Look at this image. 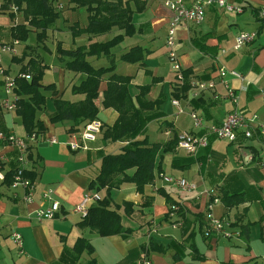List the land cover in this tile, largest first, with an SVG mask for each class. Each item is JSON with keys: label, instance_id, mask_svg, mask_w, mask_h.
<instances>
[{"label": "crops", "instance_id": "1", "mask_svg": "<svg viewBox=\"0 0 264 264\" xmlns=\"http://www.w3.org/2000/svg\"><path fill=\"white\" fill-rule=\"evenodd\" d=\"M141 1L145 3V9L134 16L138 31L131 36V41L122 47L120 55L135 45L148 49L147 66L138 68L137 74L140 77L136 84L152 82L153 76L145 73V68L150 69L160 78L153 84L156 91L151 98L169 99L165 94V90H168L175 115L158 117L153 122L152 131L163 134L160 140L152 139L150 134L146 133L147 130L146 132L144 130L139 138L148 137L150 142L166 143L172 138L174 131L177 134L183 131L202 133L208 126L221 125L228 114L235 110L236 105L226 97L227 86L218 77L217 67L223 65L221 63L223 56L235 51L240 52L245 47L247 56L239 55V59L233 62L236 68L230 70L240 72L246 79L241 80L230 75L226 79L240 96L238 107L248 116L256 113L264 118V46L256 47L251 42L241 49L235 48L237 34L241 31H250L237 29L240 19L233 17L232 14L239 12L224 11L212 6L207 9L205 20L200 25L185 22L178 26L174 50L183 69L190 70L189 78L192 81V88L188 91L187 97L183 98L186 100L185 108L179 98L173 96L175 89L183 83L184 72L181 82H176L174 77L168 82L169 72H173L170 61L173 58L167 45V31L172 11L166 5V0ZM186 1L190 3L193 0ZM228 1L241 6L243 11L240 13H243L246 2L249 1L251 4L250 1L255 3L256 0ZM257 1L264 6V0ZM8 2L9 0H0L2 43L17 40L13 35L16 25L29 24L19 8L14 10L13 6H18ZM58 4L60 7L63 6L60 2ZM260 13L264 16V7H260ZM119 32L121 30L117 28L112 31L113 35ZM19 41L18 45H21V40ZM62 47L77 46L72 44ZM27 50L28 47L23 45L20 52L12 53L13 59H20L21 62V59L29 58ZM245 57L249 59V66L241 70L237 67L240 60ZM94 58L95 56H91L90 61ZM104 65L108 63L95 66ZM153 68H156L157 72ZM80 76L81 74L76 72L70 83L71 88L80 81ZM211 80L216 82L213 89L202 90L196 87L197 82ZM61 87L62 90L57 88V94L45 91L46 104L36 112V120L42 123L44 130L37 132L39 137L31 144L27 154L30 159L28 176L34 181L32 200L25 199L27 191L23 187H12L8 181H0V264H72V259L67 256V249L73 248L80 237L89 239L95 246L93 253L82 254V262L96 258L101 264H142V260L148 257L153 264H264L263 134L258 130L254 131L251 138H245L240 134L238 142L228 141L229 147L221 145L222 139L211 136L209 145L200 149L195 157H191L192 155L186 154L178 147L173 150L175 156L172 157L170 155L172 151L167 153L161 151L157 157L158 166L154 181L145 185L142 191L133 182H123L110 190L97 185L92 187V183L100 174L103 156L120 152L128 142L104 139L102 131L95 141L87 143L88 149H71L69 142L73 140L74 133L83 130L84 126L80 130L72 131L71 120L51 121V115L56 110L54 99L58 94L65 93L64 82ZM106 87L107 81L103 80L98 100L100 106L98 118L101 119L102 113L106 115V121L101 119L104 130L112 126L119 116L114 108L102 106V92ZM2 88L0 131L22 137L29 135L17 109L9 111L2 108V103L7 97L5 85ZM73 96L65 98L72 101L82 98V95L78 94ZM174 99L179 100L183 112H179L173 103ZM192 112L202 117L204 123L202 127L194 126ZM51 137H55L57 142L50 143L48 139ZM230 148L234 151L232 155L228 154L230 164L224 168L232 173V177L226 182V178L220 176L218 167L226 160V153L230 152ZM16 154L17 149L14 146L0 140V156L6 157L9 170L17 165ZM171 158L172 170L177 168L181 171L175 176L197 182L200 192L191 191L185 194L187 191L167 183L162 178L161 174L166 173L163 160ZM48 189L53 190V199L61 203V210L54 218L40 220L36 218L35 212L49 205V201L43 197L44 191ZM206 189H211L213 193L211 195L202 193ZM225 190L244 191L246 198L242 203L232 207H227L221 198L213 205L214 216L230 220V228L240 232L230 238L213 230L206 217L208 202L214 196H222ZM105 198H110L111 207L121 214L123 226L129 229L126 236L122 234L102 236L97 230L84 224L86 216L82 212L74 210L76 206L86 201L89 213L92 205ZM182 206L186 209L185 216L190 219V227L179 212ZM245 225L249 227V235L242 230ZM14 231L22 234L23 252H20L12 238ZM191 231H194V238L188 242V233ZM206 231L210 234L206 235ZM151 239L155 243L154 247H161L162 250L146 249ZM184 243L187 245L186 249L182 258L177 260L174 253L181 252Z\"/></svg>", "mask_w": 264, "mask_h": 264}, {"label": "trees", "instance_id": "2", "mask_svg": "<svg viewBox=\"0 0 264 264\" xmlns=\"http://www.w3.org/2000/svg\"><path fill=\"white\" fill-rule=\"evenodd\" d=\"M70 2L75 7L86 8L89 15V23L86 27L74 25V34L99 35L112 32L114 28L121 30V32L115 34L107 42L73 48L62 46L58 48V53L62 58L68 56L67 69L81 74L80 81L72 86V92L82 95V98L72 101L65 98L63 94H58L54 99L56 110L51 115V121L71 120L73 123L71 130L77 131L89 121L98 118L100 85L103 80H106L107 87L102 92V106L114 108L119 116L112 126L105 129L104 139L128 143L122 147L120 152L108 153L103 156L100 174L91 186L107 187L110 190L123 182H133L142 191L145 185L154 181L158 155L161 151L175 150L179 141L177 133L166 143L150 142L147 137L139 138L149 120L147 111L158 109L164 99L161 97L155 100L148 99L147 94L150 85L140 86V91L133 94L130 89L132 77L116 71L115 53L112 52V47L125 35H132L137 31L134 16L145 9V3L141 0H70ZM8 3L18 6L17 8L24 13L29 21L28 25L21 23L13 29L14 37L19 40L26 38L30 26L39 29L46 28V22L57 15V11L52 6L53 3L51 4L49 0H9ZM251 6L256 19L264 22L260 7ZM102 55L110 59V64L95 66L90 61L91 56L100 57ZM147 55L148 49L146 47L135 45L124 52L121 59L130 62H144ZM37 62L38 59L35 58L30 60L28 66L23 67L20 72L29 73L30 78L17 76L16 79L18 86L16 90L21 96L17 101V112L21 115L28 134L44 130L42 123L36 120V112L46 104L47 95L45 91L58 93L54 83L45 84L42 82V70ZM189 75L190 70H184L183 83H180L175 89L174 97H187L188 91L192 88ZM243 137L245 136L243 135ZM239 138L241 137L239 136ZM131 170L133 171L131 172ZM12 175L13 172L10 171L7 176L9 183L12 181ZM217 197L221 198L227 207L238 205L246 199L244 191L230 192L225 190L222 196ZM126 205L128 206L127 203ZM179 212L185 218L184 222L190 227V219L185 216L186 209L182 206ZM84 224L97 230L102 236L114 234L126 236L129 233V229L123 226L121 214L111 207L110 198H105L92 205ZM242 230L246 235H249L248 225L243 226ZM193 234L194 231L188 233V242L194 238ZM154 244L153 239H151L146 249L162 250L161 247H154ZM186 246L184 243L181 246V252L174 253L175 259L182 258ZM94 251V244L89 239L80 237L73 248L67 249V256L72 259V264H101L96 258L87 262L81 261L84 252L93 253Z\"/></svg>", "mask_w": 264, "mask_h": 264}, {"label": "built area", "instance_id": "3", "mask_svg": "<svg viewBox=\"0 0 264 264\" xmlns=\"http://www.w3.org/2000/svg\"><path fill=\"white\" fill-rule=\"evenodd\" d=\"M166 5L172 11V18L169 23L167 31V45L170 47L171 52L170 56L175 61L174 68L179 72L180 80H183V73L181 71L182 67L178 60V55L174 50L176 43V29L179 25L187 22L194 25H200L205 20L206 12L209 7H217L218 9L224 11H235L242 12L243 8L241 6L235 5L228 0H193L190 3L186 0H166ZM61 6V5H60ZM2 5H0V9ZM14 10L17 7L13 6ZM258 32L255 30L250 31H241L237 34L235 38V48L241 49L247 43H251L256 40ZM20 43L19 39L15 40L12 43H2L0 42V60L1 54L4 52L17 53L16 45ZM4 68H0V73H4ZM218 77L221 78L227 86V95L235 105V110L228 114L226 120L221 125H211L206 128L202 133L197 132H188L183 131L178 134V145L177 147L189 154H197L200 149L205 148L209 145L210 137L216 136L218 139L227 140L230 142H238L239 135L243 134L245 138H251L254 135V131L258 130L259 133L264 135V118L262 119L258 114L254 113L252 115H247V113L238 107L240 102V96L238 95L235 88L231 87L226 79L228 75L244 80L246 77L236 70L227 69L225 66L220 65L217 67ZM18 77L21 78H30L29 73H19ZM17 78H6L5 80V91L7 97L2 103V108H5L9 111H15L17 109V101L20 96L16 91L17 87ZM216 86L214 80L205 82H197L196 87L202 90L213 89ZM173 103L178 107L179 112H183V108L180 105L178 99H174ZM193 123L195 127H202L204 125L202 117L196 112L191 113ZM104 123L101 119L96 118L89 121L84 126L83 130L74 133V138L69 145L71 149L78 150L80 148L88 149V142L95 141L98 135L103 131ZM39 133L34 132L25 137L18 136L14 133H6L0 131V140L5 141L8 145H12L17 149L16 162L17 165L14 169L9 170L6 164V157L3 155L0 156V181H7V176L10 171L13 172L11 186L12 187H23L26 189L25 199L27 201L32 200L34 181L28 176V165L30 159L28 157V152L31 147V144L37 140ZM50 143H56L57 139L51 137L48 139ZM163 179L172 185H177L184 191H197L198 186L195 182L188 180L185 177L177 176H163ZM202 193L212 194L211 189H206ZM53 190L48 189L44 191L43 197L49 201V205L45 208H40L36 210V218L42 219H51L54 218L57 213L61 210V203L58 200L53 199ZM220 201V198L214 196L207 205V214L206 217L209 220V224L213 230L220 232L225 237H233L234 235L240 234V232H235L230 228L231 222L226 218H217L213 214V205L214 203ZM77 212H82L84 216L88 214L86 208V201L80 203L74 209ZM206 235H209V231H206ZM12 238L15 241L16 245L20 249V252H23V237L22 234L18 231L12 233ZM142 264H153V261L145 257L142 260Z\"/></svg>", "mask_w": 264, "mask_h": 264}, {"label": "rangeland", "instance_id": "4", "mask_svg": "<svg viewBox=\"0 0 264 264\" xmlns=\"http://www.w3.org/2000/svg\"><path fill=\"white\" fill-rule=\"evenodd\" d=\"M49 1L51 2V4L53 3L52 6L55 8V11H57V15H55V18L50 19L46 22V28L39 29V28L30 26V30L28 31L26 38L24 40L20 39L22 44L17 46L18 52H20V48L23 47V45L27 46L28 47L27 54H30L29 58L26 57L24 58V60L21 59V62H20L19 61L20 59L19 60L13 59L14 54H12L11 52L10 53L4 52L1 54L2 58H1L0 68L3 67L5 70H4V73H0V92L3 90L2 87H4L5 85L4 82L6 78H9V77L12 79L17 78L20 71H22V68L25 66H28L29 61L35 58V59H38L37 64L38 66L41 67V70H42V73H41L42 82L45 84L54 83L56 85L57 91L58 89L59 90L63 89L61 86H62V82H64L65 93L63 96L67 98H72L74 94L71 92L72 88L70 87V83H71L72 78L76 76V72L71 69H67L66 61H68V56H65L64 58H62L60 54L58 53V48L62 45H72V44L76 46H87L93 43L107 42L111 40V38L114 37L113 35L114 33L112 32H107V33H103L99 35H90L88 33L74 34L73 33L74 25L84 28L89 23V15H88L86 8L75 7L70 2V0H54V2H52V0H49ZM59 2L63 4L62 7L59 6L58 4ZM250 2L254 6L264 7V6H261V3L257 0L255 1V3H253L252 1ZM245 5H246V9L243 13L232 14L233 17H239L240 19L238 22L239 25L237 26V29L241 30L242 28L245 30L260 31L258 33L256 40L253 41V46L259 47L261 45L260 47H263L264 46V22L258 21L255 18L253 14V8L251 4H249V1H247ZM234 13H237V12H234ZM20 21L22 22V20ZM0 22H2L1 18H0ZM178 28L176 29V39H177ZM137 31H138V28H137ZM137 31L135 33H137ZM134 34L125 35L122 40H120L118 43H116L112 47V52L115 53L116 71L124 75H129L132 77V83L130 85V89L133 94H137L140 91V86L150 85L151 87H150L149 93L147 94V98L151 100H155L154 98H151L155 95V91H156V87H153V84L159 81L155 79H160V78L158 76H155L150 69L145 68V73L153 76L152 82L148 84H136V82L138 81L140 77L137 74V70L139 67L147 66L146 59L144 62H130V61L121 59L122 54L120 55V50H122V47L125 44L131 41L130 40L132 38L131 36H133ZM246 52L247 50L245 47L240 52L235 51L230 54H227L223 56V60H221V63L225 65L227 68L229 67V69L236 68V65L235 64L233 65V62L239 59L238 57L241 54H245V56H247ZM170 61H171V64L173 65L172 69L174 73L169 72L168 82L173 77L175 78L176 82L177 81L181 82L179 78V72L174 68L175 61L171 59ZM91 62L94 65H98L102 63L110 64V59L107 56L102 55L100 57H95ZM179 62H180V58H179ZM248 66H249V59L245 57L244 59L240 60V65H238L237 68L244 70ZM181 67H182V64H181ZM153 70L157 72L156 68H153ZM181 71L182 73L184 72L183 67ZM64 73H65V76L63 77ZM165 94L167 95L169 99H165L160 104L158 109L147 111L149 120L145 128V132L147 130L146 133H149L152 139L157 138L158 140H160L161 137L163 136V134H158L152 131L153 122L158 117L175 115V108L172 106L168 90H165ZM183 98L185 97L179 98V100L181 101V105L186 108L185 106L186 100ZM100 117L103 121H106V115L104 113H102ZM103 131L105 130L103 129ZM174 135H175V131L172 137ZM220 141L222 142L221 145H226L227 147H229L230 144L227 140L222 139ZM157 142L161 143L160 141H157ZM233 151H234L233 148H230L229 153L225 152L226 160L223 161L224 164L222 163L221 166L218 167V172L220 173V176L223 175L224 179L226 178L225 180L226 182H229V179L232 177V173L227 172L224 167L230 164L229 155H232ZM168 152H171V151H168ZM163 153H167V152H163ZM186 154L189 155V153L187 152ZM170 155L171 157L175 156L173 151L172 153H170ZM190 155H192L191 157H195V154H190ZM160 159H162V157H160ZM171 161H172V158L163 160V164H164L165 171H166V173H163V176H175L181 173V171H179L180 169L175 168L174 170H172L173 167H172ZM236 162H238L237 159H236ZM214 167H216L215 164H214ZM195 183L197 184V182ZM174 190H176V188H174ZM197 191L200 192V189H198ZM214 192H216V189H214ZM186 193H189V192L187 191L185 192V194Z\"/></svg>", "mask_w": 264, "mask_h": 264}]
</instances>
